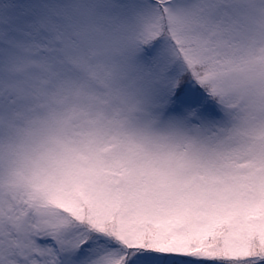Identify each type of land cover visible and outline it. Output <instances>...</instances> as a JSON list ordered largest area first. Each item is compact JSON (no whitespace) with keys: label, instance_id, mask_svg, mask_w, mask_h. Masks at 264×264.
<instances>
[{"label":"snow or ice","instance_id":"1","mask_svg":"<svg viewBox=\"0 0 264 264\" xmlns=\"http://www.w3.org/2000/svg\"><path fill=\"white\" fill-rule=\"evenodd\" d=\"M0 264H264V0H2Z\"/></svg>","mask_w":264,"mask_h":264},{"label":"rangeland","instance_id":"2","mask_svg":"<svg viewBox=\"0 0 264 264\" xmlns=\"http://www.w3.org/2000/svg\"><path fill=\"white\" fill-rule=\"evenodd\" d=\"M0 2H2V0H0Z\"/></svg>","mask_w":264,"mask_h":264}]
</instances>
